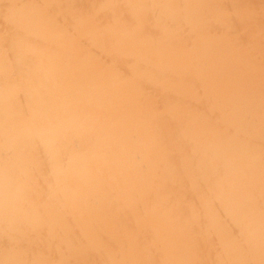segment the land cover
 Listing matches in <instances>:
<instances>
[{
    "label": "bare ground",
    "instance_id": "obj_1",
    "mask_svg": "<svg viewBox=\"0 0 264 264\" xmlns=\"http://www.w3.org/2000/svg\"><path fill=\"white\" fill-rule=\"evenodd\" d=\"M141 2L0 0V264H264V0Z\"/></svg>",
    "mask_w": 264,
    "mask_h": 264
},
{
    "label": "rangeland",
    "instance_id": "obj_2",
    "mask_svg": "<svg viewBox=\"0 0 264 264\" xmlns=\"http://www.w3.org/2000/svg\"><path fill=\"white\" fill-rule=\"evenodd\" d=\"M190 1V0H188ZM88 2L92 3L91 6L87 7L85 5L80 7V10L83 12L81 15L79 14L77 17H74L72 19L76 20L75 26H78L81 28L86 29V32L76 30V31H67L68 33L66 36H61L60 39H55L52 38L51 36H48L49 44L48 46H45V49H49L50 47L55 44L54 42L56 41L57 44H59V48L61 51H67L70 49H74L78 53L80 52H85L84 56L86 55L87 57H99L97 54H94L91 52V50H98L100 54L102 53L101 51L106 52V54H111V50L107 47L106 45V40L109 38H112L113 32H119L121 35L123 34L122 32H127L129 34L133 33H139L141 29L140 28H131V23H127V21L124 18L125 12H123V17L117 16L116 19L111 20L110 17L106 14L104 15V12L107 10L106 8L103 7L104 4L107 2H111V0H88ZM139 2V1H138ZM138 4L137 10L135 12H132V14H139V23H141L146 19V12L142 13V10L145 8L143 3ZM175 4L180 5V0H174ZM69 12V9H68ZM100 13V15H95L96 13ZM121 15V14H120ZM130 15V16H131ZM76 16V15H74ZM130 18V17H129ZM188 18L187 15H185L182 19L174 21L177 24L182 25L184 21ZM91 21L90 24L84 25L85 22ZM174 23V24H175ZM67 24V22H66ZM174 31L172 34H178L182 32L179 27H173ZM59 29H56L57 31ZM90 32V33H89ZM102 33V34H101ZM62 34V33H59ZM140 36L144 37H149L153 38V36H147L140 34ZM161 39V38H160ZM160 39H154L155 41L160 40ZM84 43V44H83ZM26 48H30L32 45L30 43L26 44ZM30 45V46H29ZM44 48L40 47L38 49H35L34 51H41ZM136 64V63H133Z\"/></svg>",
    "mask_w": 264,
    "mask_h": 264
}]
</instances>
